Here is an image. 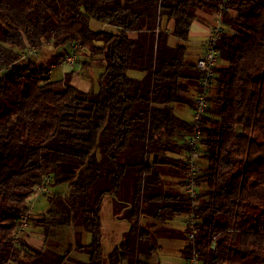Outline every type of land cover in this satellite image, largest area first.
Instances as JSON below:
<instances>
[{"label":"trees","instance_id":"16d2710c","mask_svg":"<svg viewBox=\"0 0 264 264\" xmlns=\"http://www.w3.org/2000/svg\"><path fill=\"white\" fill-rule=\"evenodd\" d=\"M223 7V66L201 126L193 210L188 140L181 144L176 132L190 137L194 122L181 120L174 105L195 108L187 96L196 83L199 93L201 73L186 62L191 29L201 14L217 16ZM92 20L117 32H95ZM76 44L106 63L98 93L52 77ZM47 45L54 54L44 62ZM32 48L37 54L24 58ZM170 174L183 178L181 193L165 191ZM127 177L134 181L129 202L121 198ZM46 178L51 193L68 188L52 193L46 215L34 220L59 253H32L14 241ZM108 196L130 228L105 259ZM180 216L187 259L196 251L200 264H264V0H0V264H68L73 250L88 255L78 264H150L141 257L160 245L144 219ZM77 221L91 243H69L67 235L64 246L60 232Z\"/></svg>","mask_w":264,"mask_h":264},{"label":"crops","instance_id":"0c3cea01","mask_svg":"<svg viewBox=\"0 0 264 264\" xmlns=\"http://www.w3.org/2000/svg\"><path fill=\"white\" fill-rule=\"evenodd\" d=\"M214 18H216L215 15ZM214 18L212 19L209 14L203 13L194 22L189 38V55L186 58V62L188 64H196L199 58L204 54L205 42L209 38ZM141 28L142 31L146 30L147 24L145 21L142 22ZM100 31H107L112 33L117 32V28L107 24H103ZM138 36V33L130 34V37L132 39H137ZM173 40L174 38L169 39V44L172 47H174L175 45L171 43ZM53 54L54 49H52L50 45H47L42 50H40V57L44 62H46L48 58H50ZM81 57L82 59L81 61H79L81 63L80 66H77V64L74 67L68 66L66 73L70 74V77H68L67 79L74 87L84 92L98 93L100 89L99 79L105 72L106 63L104 60H102V58H92L93 56H91V54L86 50L81 53ZM135 75L136 79L141 80L144 78V73L141 71L135 72ZM198 88L199 83H196L191 88V91L187 96L189 101L194 102L198 93ZM174 107L176 110V115L181 120L186 123L192 122V120L185 119L183 117L184 115L182 114L183 108L187 109L186 112H191L193 114L194 107H192L190 103L174 105ZM176 134L178 136L179 142L185 145L186 141L189 138V134L180 130H178ZM179 157L183 159V156ZM165 181L167 184L165 186L166 192L170 190L181 193L182 189L179 185L184 182L183 178H180L179 175L176 174H170L166 176ZM107 198L111 199V202L108 205L109 207L107 211V221L106 223H104V226L102 223V245L105 259L108 258L109 254L113 252V250L123 240L125 234L130 228L129 223L124 218L125 211H118V208L116 209L115 201L110 196L104 199L101 218L104 213V205ZM34 220L35 219L30 213L29 225L21 235V240L24 241V243L28 247V250L32 253L46 252L49 250L54 251L55 253H59L54 249L53 244L55 243L49 244V242L46 241L43 229L39 226H35ZM186 222L187 218L185 216L173 218L168 223H158L151 217L144 219L143 224L146 225L147 229L151 233H155L157 235V242L160 245V249H158V251H156L152 255H145L146 257L142 256L141 258L150 264H185L187 260L186 248L188 245ZM88 259V256L78 257L68 262V264L87 262Z\"/></svg>","mask_w":264,"mask_h":264},{"label":"built area","instance_id":"2783aa9c","mask_svg":"<svg viewBox=\"0 0 264 264\" xmlns=\"http://www.w3.org/2000/svg\"><path fill=\"white\" fill-rule=\"evenodd\" d=\"M228 12V9L222 8L216 16L215 24L210 32L209 38L205 42V52L197 61L198 70L201 73V82H200V90L195 98V108H194V129L191 133L190 137L187 141V164L189 168V178H188V186L186 187V194L189 195L191 199H193V210L195 209L198 197V187H197V178H198V167H197V159H198V149L199 144L202 139V131L201 126L203 122V118L207 113L208 109V97L213 87V84L216 80L217 70L223 66L220 51L218 50V44L220 42L221 36L223 34V16L224 13ZM82 50V46L80 44H76L71 48L70 53L64 58L62 64L60 66H69L74 67L78 62V56ZM37 50L32 48L29 51V54H25L24 58L29 55H36ZM51 179L46 178L45 183L42 186L37 187L34 190L31 198H37L39 194L42 193H50V184ZM31 209V204H30ZM31 212V210H30ZM29 215H26L18 228V232L15 236L14 244L18 245L21 239V235L23 234L25 228L28 226V218ZM189 226L191 229L190 239L194 240L195 238V217L192 215L188 218ZM185 264H200L199 256L196 251L188 257Z\"/></svg>","mask_w":264,"mask_h":264},{"label":"rangeland","instance_id":"374dc122","mask_svg":"<svg viewBox=\"0 0 264 264\" xmlns=\"http://www.w3.org/2000/svg\"><path fill=\"white\" fill-rule=\"evenodd\" d=\"M205 14H209L211 16V18L213 19L214 18V15L211 14L210 12L208 13H205ZM215 19L214 18V21H213V24H212V27H211V30L215 24ZM103 26V24L101 23H98L97 21L95 20H92L91 21V28L93 31L95 32H99L101 27ZM172 44H177L178 43V40L177 39H174L172 42ZM46 54V53H44ZM92 58H102V57H92ZM49 59V58H48ZM82 57H81V52L78 56V62H77V66H80L81 63L79 61H81ZM102 60H104L102 58ZM68 66H58V67H55L52 71V77L54 80L56 81H60V80H64L66 79L67 77H70V74H67L66 73V70H67ZM82 68V67H80ZM71 70V69H70ZM135 72L137 71H131L130 72V75L132 77H135L136 78V75H135ZM93 93V92H92ZM197 97V95H196ZM187 109L186 108H183L182 109V114L184 115L183 117L187 120H194V113L192 114L191 112H186ZM67 186H62V187H59V188H53L52 189V193H67ZM121 198L123 201L125 202H129L132 198H133V195H134V181L130 178V177H127L125 179V181L123 182V186H122V191H121ZM51 192L48 194V193H42V194H39V196L37 198H31L30 199V204H31V215L33 216L34 219H39V218H42L46 215V212L47 210L49 209L50 207V204H49V200L48 198L53 195ZM111 202V199H106L105 201V205H104V213H103V216H102V223H103V226H104V223H106L107 221V211H108V205L109 203ZM29 221H30V215H29V218H28V225H29ZM81 221H77V223L75 225H73L71 228H68V229H65V232H60V237L63 238L61 240V244H63L65 246L66 244V240L65 238H67V235L68 236V240L67 242L69 243H76V242H79L81 244H89L91 241H92V236L89 232H87L82 224ZM108 227V226H107ZM106 227V228H107ZM26 230V228H25ZM24 230V231H25ZM59 243V242H58ZM57 245V242L55 243ZM160 249V248H159ZM84 256H88L87 254H84V253H81V252H78L76 250H73L71 255H70V259L71 260H74L78 257H84ZM70 262V260L68 261Z\"/></svg>","mask_w":264,"mask_h":264}]
</instances>
